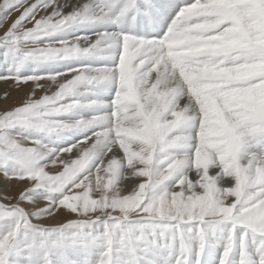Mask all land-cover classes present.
<instances>
[{
    "label": "snow or ice",
    "instance_id": "1",
    "mask_svg": "<svg viewBox=\"0 0 264 264\" xmlns=\"http://www.w3.org/2000/svg\"><path fill=\"white\" fill-rule=\"evenodd\" d=\"M0 264H264V0H0Z\"/></svg>",
    "mask_w": 264,
    "mask_h": 264
},
{
    "label": "rangeland",
    "instance_id": "2",
    "mask_svg": "<svg viewBox=\"0 0 264 264\" xmlns=\"http://www.w3.org/2000/svg\"><path fill=\"white\" fill-rule=\"evenodd\" d=\"M0 84L2 85V84H4V83L1 82ZM2 86H3L4 88H3V92L0 93V97H2V95H3V93H4L5 91H9L10 94H11V96H12V98L8 101V103H9L10 105H13V104H15V103H18L19 100H20V98L23 96L22 93H20V92H16V91H14V90L9 89L7 85H2ZM19 93H20V95H19ZM18 95H19V96H18ZM1 106L3 107V100H2V99H0V107H1Z\"/></svg>",
    "mask_w": 264,
    "mask_h": 264
},
{
    "label": "bare ground",
    "instance_id": "3",
    "mask_svg": "<svg viewBox=\"0 0 264 264\" xmlns=\"http://www.w3.org/2000/svg\"><path fill=\"white\" fill-rule=\"evenodd\" d=\"M0 83H1V82H0ZM2 85H5V84H2ZM2 85L0 84V93L3 92V88H4V87H3ZM20 93H22V92H20ZM20 93H19V95H20ZM19 95H18V96H19ZM22 95H23V93H22ZM1 107H2V106H1Z\"/></svg>",
    "mask_w": 264,
    "mask_h": 264
}]
</instances>
